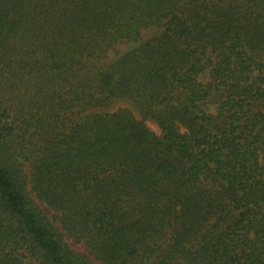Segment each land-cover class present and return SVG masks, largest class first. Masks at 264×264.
<instances>
[{"label": "trees", "instance_id": "trees-1", "mask_svg": "<svg viewBox=\"0 0 264 264\" xmlns=\"http://www.w3.org/2000/svg\"><path fill=\"white\" fill-rule=\"evenodd\" d=\"M95 261L264 264V0H0V264Z\"/></svg>", "mask_w": 264, "mask_h": 264}, {"label": "rangeland", "instance_id": "rangeland-1", "mask_svg": "<svg viewBox=\"0 0 264 264\" xmlns=\"http://www.w3.org/2000/svg\"><path fill=\"white\" fill-rule=\"evenodd\" d=\"M154 32L153 29H147L144 30L142 35L144 38H147L148 36H150L152 33ZM129 46L128 42H121L116 44L108 53V57L110 60H113L114 58H116L120 53H122L123 51H125ZM120 107H125L128 108L129 110H131L138 118H141L140 113L138 111V109L136 108V106L129 100L126 99H118L115 100L114 102H112L109 106L107 107H103V108H99L97 109V111L99 112H114L117 109H119ZM148 125L155 130L157 133H160V129L157 126V124H155L152 121H147ZM47 209V208H45ZM49 210V209H47ZM51 211V210H49ZM52 212V211H51ZM52 215V213H51ZM50 215V218H51ZM56 226L61 229L60 225L57 223ZM67 242L70 244V246L77 252H82V253H88V250L86 248V246L83 243H76L74 242L71 238H69L68 236L66 237ZM96 264H100L97 261H95Z\"/></svg>", "mask_w": 264, "mask_h": 264}]
</instances>
